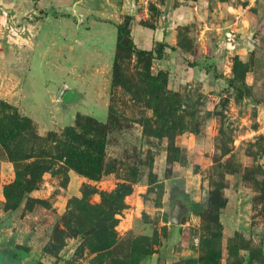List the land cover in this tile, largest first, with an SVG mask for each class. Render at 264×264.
Masks as SVG:
<instances>
[{
  "label": "rangeland",
  "instance_id": "374dc122",
  "mask_svg": "<svg viewBox=\"0 0 264 264\" xmlns=\"http://www.w3.org/2000/svg\"><path fill=\"white\" fill-rule=\"evenodd\" d=\"M0 250L264 264V0H0Z\"/></svg>",
  "mask_w": 264,
  "mask_h": 264
},
{
  "label": "trees",
  "instance_id": "16d2710c",
  "mask_svg": "<svg viewBox=\"0 0 264 264\" xmlns=\"http://www.w3.org/2000/svg\"><path fill=\"white\" fill-rule=\"evenodd\" d=\"M118 34H119L118 43L121 48L125 50H129V51H136L138 54L147 56L149 58L154 59L157 57L158 59H162L164 56L165 47H169L165 43L161 42V43H158L154 51L153 50L147 51V50L137 48L133 40V37L131 35V29H130L129 23L118 25ZM180 194L184 196L183 193H180Z\"/></svg>",
  "mask_w": 264,
  "mask_h": 264
},
{
  "label": "water",
  "instance_id": "95a60500",
  "mask_svg": "<svg viewBox=\"0 0 264 264\" xmlns=\"http://www.w3.org/2000/svg\"><path fill=\"white\" fill-rule=\"evenodd\" d=\"M68 88H64L61 95L60 100L65 103L66 98L69 96ZM193 209V204H190L189 201H184L182 197H178L175 201V205L172 208L170 214V221L173 224H181L183 218L191 212ZM4 252L0 250V264H4Z\"/></svg>",
  "mask_w": 264,
  "mask_h": 264
},
{
  "label": "flooded vegetation",
  "instance_id": "af4514ba",
  "mask_svg": "<svg viewBox=\"0 0 264 264\" xmlns=\"http://www.w3.org/2000/svg\"><path fill=\"white\" fill-rule=\"evenodd\" d=\"M5 264H9V263H5Z\"/></svg>",
  "mask_w": 264,
  "mask_h": 264
}]
</instances>
